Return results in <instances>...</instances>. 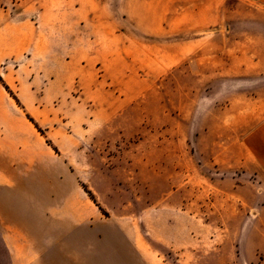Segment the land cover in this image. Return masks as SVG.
<instances>
[{
  "label": "rangeland",
  "instance_id": "1",
  "mask_svg": "<svg viewBox=\"0 0 264 264\" xmlns=\"http://www.w3.org/2000/svg\"><path fill=\"white\" fill-rule=\"evenodd\" d=\"M28 1L0 0V23L23 22ZM100 6L126 18H110L117 34L92 36L105 44L94 54L98 67L89 66L80 35L79 61L87 66L64 75L59 98H37L41 109L21 111L46 147L39 171L59 179L62 223L45 222L57 241L47 264H231V235L240 239L238 251L261 250L260 238L246 242L243 235L244 203H260L255 188L240 190L239 208L223 191L231 188L232 137L264 118V5L106 0ZM39 198L46 206V197L32 196L27 227L36 237L43 229ZM262 214L250 212L254 219Z\"/></svg>",
  "mask_w": 264,
  "mask_h": 264
},
{
  "label": "crops",
  "instance_id": "2",
  "mask_svg": "<svg viewBox=\"0 0 264 264\" xmlns=\"http://www.w3.org/2000/svg\"><path fill=\"white\" fill-rule=\"evenodd\" d=\"M36 1L35 9L32 0L28 1L29 10L22 12L25 15L23 22L6 19L0 23V75L10 88H15L23 105L19 106L0 82V242L5 250L3 255L0 253V264H47L51 255L48 250L56 246L57 241L53 231L47 235L45 222H54L56 226L62 218L57 173L46 169L39 171L47 162L46 147L36 127L26 118V112L23 115L21 111L33 113L41 109V105L37 108V98L46 102L59 98L65 91L64 75L78 74L79 66H87L79 61L80 35L87 40L85 49L87 58L91 59L89 66L97 68L94 54L105 44L92 36L117 34L109 25L110 18H126L119 14L111 16L104 10L100 5L106 0ZM253 2L264 5V0ZM103 63H106L105 58ZM67 67H71V72H66ZM236 118L238 113L233 121ZM236 151L240 154L235 156ZM230 165L227 183L231 188L223 192L236 200L239 208L240 190L255 188L253 194L260 203L243 202L247 210L243 235L246 242L257 236L263 243L261 250L246 255L238 251L240 239L231 235L226 240L236 243L231 264L244 261L246 264H264V118L243 136L232 137ZM36 194L46 197V206L40 198L38 202L40 215L37 220L43 228L38 237L30 235L27 229L32 196ZM254 209L262 212V217L251 218L250 212ZM58 223L60 226L62 222Z\"/></svg>",
  "mask_w": 264,
  "mask_h": 264
},
{
  "label": "trees",
  "instance_id": "3",
  "mask_svg": "<svg viewBox=\"0 0 264 264\" xmlns=\"http://www.w3.org/2000/svg\"><path fill=\"white\" fill-rule=\"evenodd\" d=\"M0 82H1V83L5 86V88L11 93V95H12L17 101H19L18 98H17V96L13 94V92L10 90L9 86L4 82L3 78L1 77V75H0ZM28 118L33 122V119H32L29 115H28ZM37 128H38V126H37ZM83 188H84L85 191L88 193V195L90 196V198L96 202V199L94 198L93 193H92L90 190H88V188H87L84 184H83ZM99 207H100V209H102L101 206H99Z\"/></svg>",
  "mask_w": 264,
  "mask_h": 264
}]
</instances>
